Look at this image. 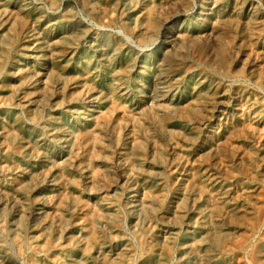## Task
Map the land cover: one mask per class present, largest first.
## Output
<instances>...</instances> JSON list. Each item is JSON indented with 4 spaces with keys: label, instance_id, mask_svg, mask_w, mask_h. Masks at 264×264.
Returning a JSON list of instances; mask_svg holds the SVG:
<instances>
[{
    "label": "rangeland",
    "instance_id": "374dc122",
    "mask_svg": "<svg viewBox=\"0 0 264 264\" xmlns=\"http://www.w3.org/2000/svg\"><path fill=\"white\" fill-rule=\"evenodd\" d=\"M0 82V264H264V0H0Z\"/></svg>",
    "mask_w": 264,
    "mask_h": 264
},
{
    "label": "bare ground",
    "instance_id": "6f19581e",
    "mask_svg": "<svg viewBox=\"0 0 264 264\" xmlns=\"http://www.w3.org/2000/svg\"><path fill=\"white\" fill-rule=\"evenodd\" d=\"M3 7V6H2ZM13 10V9H12ZM12 12V11H11ZM10 15H11V13H10ZM10 19H11V17H10ZM12 21V20H11ZM34 31H35V29H34ZM32 33V32H31ZM34 33V32H33ZM69 34V33H68ZM29 35V34H28ZM30 39V38H29ZM35 42H36V40H35ZM71 44V43H70ZM65 49V48H64ZM118 50V49H117ZM65 51V50H64ZM66 52V51H65ZM8 54V53H7ZM40 54V53H39ZM65 54V53H64ZM63 55V54H62ZM8 58V57H7ZM11 61V60H10ZM19 61V60H18ZM20 63V62H19ZM34 67V66H33ZM25 68V67H24ZM4 69V68H3ZM31 69V68H30ZM32 69H34V68H32ZM23 70V69H22ZM57 70V69H56ZM125 70V69H124ZM20 71V70H19ZM47 71V70H46ZM43 72H44V70H43ZM27 73V72H26ZM34 73H35V71H34ZM38 73V72H37ZM125 73V72H124ZM129 73V72H128ZM50 74V73H49ZM48 74V75H49ZM22 77V76H21ZM45 78V77H44ZM18 79V78H17ZM31 80V79H30ZM27 81V80H26ZM35 81V80H34ZM40 81V80H39ZM18 82V81H17ZM23 82V81H22ZM25 82V81H24ZM30 82V81H29ZM29 82H27V83H29ZM37 82V81H36ZM45 82V81H44ZM1 83V82H0ZM5 83V82H4ZM34 83V82H33ZM45 84V83H44ZM19 85V84H18ZM33 85V84H32ZM47 87V86H46ZM22 88V87H21ZM46 89H48V88H46ZM48 91V90H47ZM23 93V92H22ZM37 93V92H36ZM225 93V92H224ZM33 94H34V92H33ZM9 95V94H8ZM30 95V94H29ZM40 95V94H39ZM47 95V94H46ZM25 96V95H24ZM48 96V95H47ZM6 97H7V95H6ZM23 97V96H22ZM21 97V98H22ZM42 97V96H41ZM40 97V98H41ZM9 98V97H8ZM42 99V98H41ZM12 100V99H11ZM24 100V99H23ZM36 100V99H35ZM217 100V99H216ZM218 101V100H217ZM10 102V101H9ZM38 102V101H37ZM41 102V101H40ZM24 103V102H23ZM32 103V102H31ZM216 103V102H215ZM219 103V102H218ZM228 103V102H227ZM29 104V103H28ZM200 104V103H199ZM3 106V105H2ZM19 106V105H18ZM27 106H29V105H27ZM1 107V106H0ZM4 107V106H3ZM37 107V106H36ZM6 108V107H5ZM22 108V107H21ZM195 108V107H194ZM25 112H27V111H25ZM2 117V116H1ZM8 122H9V120H8ZM64 122V121H63ZM3 125H4V123H3ZM11 125V124H10ZM1 129V128H0ZM12 131V130H11ZM14 131V130H13ZM216 132V131H215ZM7 133V132H6ZM10 134V133H9ZM17 134V133H16ZM15 135V134H14ZM2 136V135H1ZM15 136H17V135H15ZM53 136V135H52ZM29 139V138H28ZM12 141V140H11ZM12 143V142H11ZM16 143V142H15ZM42 146V145H41ZM19 147V146H18ZM14 148H16V147H14ZM142 152V151H141ZM15 154V153H14ZM17 155V154H16ZM203 171V170H202ZM205 178V177H204ZM21 185V184H20ZM17 186V185H16ZM57 186V185H56ZM19 188V187H18ZM21 188H22V186H21ZM56 189H57V187H56ZM219 189V188H218ZM217 191V190H216ZM0 192H1V190H0ZM229 192V191H228ZM232 195V194H231ZM50 196V195H49ZM218 196V195H217ZM219 196H220V194H219ZM226 196V195H225ZM223 199V198H222ZM229 199V198H228ZM226 209V208H225ZM227 211V210H226ZM228 214V213H227ZM229 214H232V213H229ZM212 222V221H211ZM213 223V222H212ZM219 225V224H218ZM215 232V231H214ZM216 233H218V232H216ZM194 247V246H193ZM149 249V248H148ZM155 253V252H154ZM147 256V255H146Z\"/></svg>",
    "mask_w": 264,
    "mask_h": 264
}]
</instances>
